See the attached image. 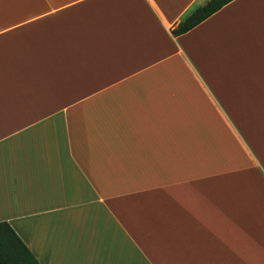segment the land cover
<instances>
[{
    "label": "crops",
    "instance_id": "crops-1",
    "mask_svg": "<svg viewBox=\"0 0 264 264\" xmlns=\"http://www.w3.org/2000/svg\"><path fill=\"white\" fill-rule=\"evenodd\" d=\"M0 0V221L40 264H264V0Z\"/></svg>",
    "mask_w": 264,
    "mask_h": 264
},
{
    "label": "trees",
    "instance_id": "trees-1",
    "mask_svg": "<svg viewBox=\"0 0 264 264\" xmlns=\"http://www.w3.org/2000/svg\"><path fill=\"white\" fill-rule=\"evenodd\" d=\"M230 0H206L192 8L170 29L172 35L181 34L205 19ZM0 264H40L31 250L6 221H0Z\"/></svg>",
    "mask_w": 264,
    "mask_h": 264
}]
</instances>
